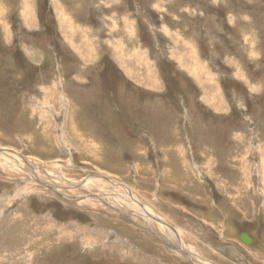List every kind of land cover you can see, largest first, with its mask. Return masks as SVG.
Listing matches in <instances>:
<instances>
[{
	"label": "rangeland",
	"instance_id": "374dc122",
	"mask_svg": "<svg viewBox=\"0 0 264 264\" xmlns=\"http://www.w3.org/2000/svg\"><path fill=\"white\" fill-rule=\"evenodd\" d=\"M0 150L109 174L212 264H264V0H0ZM24 178L0 168V205ZM33 189L0 216V264H192Z\"/></svg>",
	"mask_w": 264,
	"mask_h": 264
},
{
	"label": "bare ground",
	"instance_id": "6f19581e",
	"mask_svg": "<svg viewBox=\"0 0 264 264\" xmlns=\"http://www.w3.org/2000/svg\"><path fill=\"white\" fill-rule=\"evenodd\" d=\"M42 165L40 162L24 158L16 153L0 150L1 169L29 174L31 177V179H23L26 186L22 189L17 188L14 197L11 196L3 200L0 205V216L23 192L31 194L35 192L33 188L40 185L52 189L69 201L75 200L80 206H86L93 210L106 209L108 212L126 215L137 225L139 224L143 231H147L155 237L159 235V238L168 245L169 249L182 260L192 264H212L206 260L207 258L205 259L200 253H197L194 248L182 243L171 225L157 216L149 207L143 205L130 188L116 181L109 174L90 176L78 182L65 177L63 172L54 165L45 167ZM82 191H86L88 194H83ZM44 192L42 190L41 194H45ZM71 203L73 202L71 201ZM153 225H157L158 231Z\"/></svg>",
	"mask_w": 264,
	"mask_h": 264
},
{
	"label": "water",
	"instance_id": "95a60500",
	"mask_svg": "<svg viewBox=\"0 0 264 264\" xmlns=\"http://www.w3.org/2000/svg\"><path fill=\"white\" fill-rule=\"evenodd\" d=\"M241 241L247 245L252 243V239L247 234H242L240 237Z\"/></svg>",
	"mask_w": 264,
	"mask_h": 264
},
{
	"label": "crops",
	"instance_id": "0c3cea01",
	"mask_svg": "<svg viewBox=\"0 0 264 264\" xmlns=\"http://www.w3.org/2000/svg\"><path fill=\"white\" fill-rule=\"evenodd\" d=\"M80 54L79 55H81V52H79Z\"/></svg>",
	"mask_w": 264,
	"mask_h": 264
}]
</instances>
